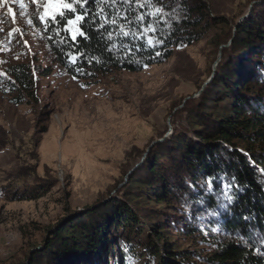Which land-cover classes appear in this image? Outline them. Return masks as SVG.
<instances>
[{
  "label": "trees",
  "instance_id": "obj_1",
  "mask_svg": "<svg viewBox=\"0 0 264 264\" xmlns=\"http://www.w3.org/2000/svg\"><path fill=\"white\" fill-rule=\"evenodd\" d=\"M206 7L204 0H129L114 5L111 0H88L77 7L85 16L80 25L85 35L75 40L69 36L64 28L73 16H68L56 23L59 35L49 26V50L68 75L87 83L112 70L140 71L165 62L174 48L201 39L221 21ZM141 15L144 21L137 24ZM154 21L159 23L148 33L155 38L151 46L148 37L134 38ZM129 29L134 35H123ZM234 31L228 48H221L211 84L175 115L171 135L150 147L145 163L118 191L120 198L104 201V194L85 211L60 220L40 244L27 243L22 258L11 264L90 263L106 244L104 232L114 221L139 223L148 230L142 245L146 264H196L191 252L169 240L176 217L163 223L160 209L147 206L150 202L166 207L172 203V211L183 202L193 221V216L208 222L217 218L219 228L211 235L206 264H264V0L253 5ZM223 43L217 34L215 48ZM7 71V87L18 90L15 101L31 100L36 91L31 65L20 63ZM185 221L187 236L202 234L201 223L193 226L187 219L177 220L176 227ZM255 236L259 242L252 240Z\"/></svg>",
  "mask_w": 264,
  "mask_h": 264
},
{
  "label": "rangeland",
  "instance_id": "obj_2",
  "mask_svg": "<svg viewBox=\"0 0 264 264\" xmlns=\"http://www.w3.org/2000/svg\"><path fill=\"white\" fill-rule=\"evenodd\" d=\"M204 1L209 15L221 21L201 39L174 48L163 63L136 72L112 70L91 83L71 77L54 61L49 26L55 35L59 29L39 19L42 0L0 3V264L22 258L27 243L40 244L49 227L85 211L100 196L120 198L118 191L145 163L150 147L171 135L175 115L211 84L235 24L261 0ZM217 34L225 43L215 48ZM20 63L31 65L36 77L29 101H15L18 90L7 87V69ZM182 203L173 211L172 203L147 206L160 209L163 223L176 217L169 240L191 252L194 263L206 264L217 218L193 221ZM184 219L201 223L202 234L187 236L186 221L176 227ZM138 224L111 222L98 256L78 264H146L142 245L148 230Z\"/></svg>",
  "mask_w": 264,
  "mask_h": 264
},
{
  "label": "snow or ice",
  "instance_id": "obj_3",
  "mask_svg": "<svg viewBox=\"0 0 264 264\" xmlns=\"http://www.w3.org/2000/svg\"><path fill=\"white\" fill-rule=\"evenodd\" d=\"M5 0H0V3H4ZM19 2V0H17ZM33 2H37V0H33ZM44 4V11L43 13L40 14L39 19L41 20L42 23H47L49 21L55 22V23H64L65 18L68 16H74V18H67L66 20V30H68L72 36V39L75 40L77 35H85V33L82 31L80 25L84 22L85 16L80 15L77 13V8L76 5H79L80 8H83L87 3L88 0H42ZM98 4L104 3L107 4L109 3V0H96ZM119 2H124L127 3L129 0H111V3L114 5ZM145 2H148V0H145ZM11 12L12 10L9 9ZM101 11H103L101 9ZM157 11H160L157 9ZM59 16V20L56 19V17ZM144 21L143 15L139 16L136 18L137 24H141ZM113 23L116 21L113 20ZM28 23H32L31 20L28 21ZM159 21H154L153 23H148L146 24L145 28L143 31L139 33V35H134L131 32V29L129 31L123 32V35L128 36V35H134V38L136 39H144L145 37H148L149 32H155L156 28L154 27V24H158ZM129 24H131V21H129ZM103 25H101L102 27ZM121 28H123V25H121ZM11 35V33H9ZM155 40L154 37H148V45L151 46L153 44V41ZM159 42V41H155ZM124 47H128L125 45ZM71 55V54H69ZM72 62L75 63L76 58L71 57ZM77 71H83L82 69H77Z\"/></svg>",
  "mask_w": 264,
  "mask_h": 264
}]
</instances>
